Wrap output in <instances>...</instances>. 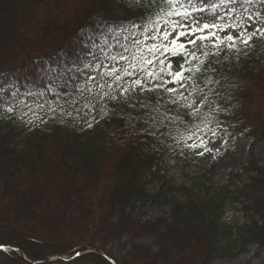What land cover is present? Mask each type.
Here are the masks:
<instances>
[{
	"label": "trees",
	"instance_id": "1",
	"mask_svg": "<svg viewBox=\"0 0 264 264\" xmlns=\"http://www.w3.org/2000/svg\"><path fill=\"white\" fill-rule=\"evenodd\" d=\"M261 3L202 0L198 7L213 23L250 34L244 16ZM141 15L129 0H0V264H212L252 246L251 259L264 251V164L255 153L264 141L260 34L247 45L222 46L207 71L190 74L182 96L137 88L126 102L98 101L77 120L74 111L68 116L57 107L64 105L65 81L71 85L75 77L83 84L85 73L105 70L92 71L94 63L84 68L90 52L102 55L93 44L116 33L126 42L125 28L139 36L144 29L138 26L146 24ZM111 44L113 54L121 50L115 40ZM171 60L179 70L183 57ZM53 79L61 86L55 93ZM88 87L97 94L91 81ZM202 94L206 101L191 115L194 109L185 105ZM212 130L226 142L249 139L244 165L220 186L197 182L203 196L173 185L160 169L169 149ZM215 165L205 169L209 176ZM147 206L168 207L167 216L143 221ZM143 238L154 247L137 242ZM113 243L119 255L105 251ZM87 249L104 256L90 252L47 262Z\"/></svg>",
	"mask_w": 264,
	"mask_h": 264
},
{
	"label": "snow or ice",
	"instance_id": "2",
	"mask_svg": "<svg viewBox=\"0 0 264 264\" xmlns=\"http://www.w3.org/2000/svg\"><path fill=\"white\" fill-rule=\"evenodd\" d=\"M201 2L202 0H129V6H139L142 11L141 20L146 21V24L142 23L138 27L144 30L137 36L135 32L131 31V28L123 29L124 32L128 33L123 37L126 41L123 43L120 40V34L116 33L110 39H103L102 45L93 44V48L99 49L102 55H95L90 52L92 61L85 64L84 68H91L94 63L95 67L92 68V71L95 69L105 70L97 72L95 76L85 73L87 80L83 84L78 85L75 82V77L72 78L73 83L71 85L65 81L64 86L68 88V91L64 93L66 97L64 105H57V107L68 116H72L74 111L76 116H73V119L77 120L82 118L80 114L84 109L96 107L98 101L121 102V97H123V102H126L129 94L137 88L141 92L163 90L164 93L182 96L183 93L180 89L186 87L190 74L192 72L203 74L204 71H207L214 63L210 57L218 56L222 46L230 50L234 49L237 40L247 45L248 41L255 35V33H250L241 36L240 34H231V32L220 35L219 33L223 32L224 28H231L232 26L224 25L222 27L211 22L201 23V20L206 19V17L194 15L197 11L201 13L204 11L198 7ZM230 2L235 3L236 0H230ZM248 2L251 3V0ZM261 2L264 3V0ZM155 9H159V11L154 12ZM153 13L155 18H152ZM248 19L251 20L252 17L250 16ZM132 27L137 26L132 25ZM111 40H115L117 47L121 49L115 54L111 51ZM212 49H215V52ZM197 53H200V56ZM176 56L183 57V62L178 64L179 70H174L171 60V57ZM105 61H109V64H106ZM116 65H119V68ZM212 70L215 71V69ZM76 71L79 72L81 69L77 68ZM127 78H132L131 83ZM88 81L96 86L98 90L96 95L92 94L93 89L88 87ZM51 83L55 84V80L53 79ZM169 84L178 85V87H168ZM114 85L115 89L118 90L116 95L104 91L106 88L112 90ZM147 85L151 86L146 87ZM57 87L61 86L55 84L54 87L50 88V91L55 93ZM60 95L61 93H57V96ZM206 99L207 97H200L194 104H188L185 107L194 109L191 115H198L196 105L204 103ZM171 102L173 104L179 103L176 99ZM39 107L42 108L43 105H39ZM49 110L56 111L51 106ZM84 115H88V113L84 112ZM185 115H189V113H185ZM92 119L94 120V117ZM88 126L91 127L92 124L89 123ZM189 147H203L205 151H210L207 148V141L203 139L199 144H192Z\"/></svg>",
	"mask_w": 264,
	"mask_h": 264
},
{
	"label": "rangeland",
	"instance_id": "3",
	"mask_svg": "<svg viewBox=\"0 0 264 264\" xmlns=\"http://www.w3.org/2000/svg\"><path fill=\"white\" fill-rule=\"evenodd\" d=\"M203 10L204 11L202 13L200 12L196 17H205L206 10ZM250 16L252 17L251 20L248 19ZM244 19L248 23L249 29H252L255 34H260L263 37L261 48H264V34H262L264 33V4L261 3L260 7L256 6L252 14H245ZM204 22L213 23L211 17L201 20V23ZM216 24H220L219 21H217ZM229 32L234 35L240 34L241 36L248 34L245 32V29H239L236 27H231ZM200 97H205V95L198 96L196 101ZM213 132H215V135H213ZM201 139L207 141V148L210 149V151H205L203 147H189V145L192 144H199ZM248 145L249 139H244L238 142H226L223 138L222 132L215 130L204 132L195 138L186 140L185 142H178L176 146L170 148L165 155L164 162L161 164L160 169L162 173L167 175L173 185L187 186L191 188L194 193L198 194L199 192L200 196H203V189H201L196 183L198 182L213 186H220L223 184L229 171H239L244 165L247 158ZM255 153L261 160V164H264V141L256 145ZM214 162L216 163L215 168L209 176L208 171L205 169ZM207 178L211 179V184H209ZM236 184H239V182H236ZM156 187H158V185L150 186L151 189H156ZM167 212L168 207L165 206H147L141 211V213H143L141 219L144 221L153 220L157 217H166ZM237 216L239 215L237 214ZM126 242H128V239L124 238L122 243ZM137 242L151 248L154 247L153 241L148 238L137 240ZM118 249V243H113L107 246L105 251L107 253H112L115 256L119 255ZM254 250L255 246H252L249 248V253L247 254L230 260L216 259L212 264H264V251L259 258L251 259ZM99 252L102 253L101 251ZM53 259L54 258L50 257V260Z\"/></svg>",
	"mask_w": 264,
	"mask_h": 264
},
{
	"label": "water",
	"instance_id": "4",
	"mask_svg": "<svg viewBox=\"0 0 264 264\" xmlns=\"http://www.w3.org/2000/svg\"><path fill=\"white\" fill-rule=\"evenodd\" d=\"M96 253H100L99 251H96ZM79 255V254H78Z\"/></svg>",
	"mask_w": 264,
	"mask_h": 264
}]
</instances>
